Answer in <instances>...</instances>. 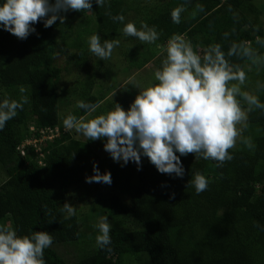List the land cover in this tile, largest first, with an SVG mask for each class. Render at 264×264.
<instances>
[{"label":"trees","instance_id":"16d2710c","mask_svg":"<svg viewBox=\"0 0 264 264\" xmlns=\"http://www.w3.org/2000/svg\"><path fill=\"white\" fill-rule=\"evenodd\" d=\"M92 5L91 10L61 13L66 16L64 24L59 20L48 28L43 21L34 24L36 31L23 40L0 25V90L28 98L0 130V167L8 177L0 184V224L11 225L20 236L48 232L53 243L44 250L45 264H123L126 254H146L151 264H264V110L260 109L248 113L247 124L256 131L251 148L230 149L233 158L221 166L214 160H196L194 154L181 156L183 178L161 174L148 158L142 160L140 170L131 162L122 166L123 162L101 159L100 172H110L112 177L111 185L102 183L108 195L97 190L79 199L90 195L109 219L132 217L140 227L112 230L110 251L97 246L95 252L73 262L57 250L80 239L81 220L66 218L62 209L69 203L71 187L80 186L85 172L93 171V165L89 168L93 150L90 142L65 133L60 106L66 96L59 88L63 69L55 59L65 53L69 66L84 71L92 54L88 35H99L102 44L117 40L122 22L113 17L122 15L125 20L129 11L124 0H105L103 7L92 0ZM162 6L147 17L146 24L156 29L159 38L150 45L148 56L141 53L143 63L161 52L158 47L166 49L174 34L186 35L196 52L221 45L226 59L241 68L252 62L228 57L232 43L247 42L255 54L264 56L263 11L254 0H165ZM177 7L184 9L178 24L171 17ZM56 31L64 49L57 48ZM131 65L135 67L133 59L130 69ZM72 70L67 67L66 72ZM85 74L74 93L78 101L100 106L104 99L94 94L97 75ZM256 96L264 103V87ZM131 103L125 98L122 107L127 110ZM112 107L108 102L106 110ZM70 114L78 119L91 115L78 107ZM42 131L59 135L43 140ZM31 139L42 141L38 145L45 153L43 165L35 147L21 149ZM194 172L208 180L200 194L187 187Z\"/></svg>","mask_w":264,"mask_h":264},{"label":"clouds","instance_id":"9594fccd","mask_svg":"<svg viewBox=\"0 0 264 264\" xmlns=\"http://www.w3.org/2000/svg\"><path fill=\"white\" fill-rule=\"evenodd\" d=\"M95 2L103 7L105 0ZM92 6V0H4L0 4V25L23 40L36 31L34 24L43 21L45 28L57 20L64 24L66 16L61 13L83 12L91 10ZM183 10L182 7L172 10L173 23H180ZM113 19L123 22L124 17L120 15ZM123 33L143 43H154L159 38L156 29L146 23L138 30L129 22ZM119 43V40H105L102 44L96 34L88 39L89 50L101 60L109 59ZM227 56L247 58L253 64L264 63V57L255 54L247 42L232 43ZM154 80L156 83L139 89L129 109L115 103L113 109L87 120L70 114L63 120L65 130H75L88 141L106 140L104 150L115 162L122 161V166L131 161L140 170L143 156L161 174L183 178L185 169L181 156L194 154L196 160H214L221 166L233 158L229 150L236 146L241 136L238 125L246 127L248 113L254 109L264 110V103L256 95L242 91L247 75L238 64L233 65L226 59L219 44L209 46L200 55L182 35H172L167 41L166 57L154 72ZM258 87L264 85L258 83ZM25 91L21 86L20 92ZM241 99L247 109L241 106ZM21 101L8 98L0 101V130L17 115V110L23 108L28 98L22 96ZM76 106L89 114L99 107L84 101H79ZM24 143L21 149L26 147H23ZM242 143L252 147L249 138L243 139ZM38 148L39 151L35 148L37 159L43 165L45 153L39 145ZM93 172L92 176L86 177L87 183L111 185L110 172L101 173L95 163ZM191 176L187 187H193L197 194L207 189L208 180L203 174L194 172ZM62 211L67 213L66 218L75 215L74 206L68 202L64 203ZM95 227L99 231L97 245L110 251L108 217H101ZM52 243L53 238L46 231L20 236L11 225L0 224V264H45L44 250Z\"/></svg>","mask_w":264,"mask_h":264},{"label":"rangeland","instance_id":"374dc122","mask_svg":"<svg viewBox=\"0 0 264 264\" xmlns=\"http://www.w3.org/2000/svg\"><path fill=\"white\" fill-rule=\"evenodd\" d=\"M124 1L129 6V11L125 20H123L121 24L120 33L117 37V40H119L120 42L119 46L113 49L112 55L109 59L101 60L100 58L91 54L88 66H86L83 71L74 69V65L72 67L69 66L70 63L68 61L69 58L67 54L60 53L56 56V66L63 69V75L59 83V88L60 91L64 92L66 96V99L60 106L61 121H63L64 118L70 115V113H72L77 108L76 105L79 102L78 95H76L74 92L76 91L75 88L77 86L78 80H80L79 82H81L86 78V71H89L90 74L97 75V84L94 88V94L102 97L104 101L97 108L96 112L91 113V115L85 117V120L94 118L95 114L100 115L106 113L103 110H106L108 102H111L113 104V107L111 109L114 108L115 103H119L122 106L123 100L125 98H127L128 100L131 99L133 102L136 95L139 93V89H143L151 83H156V81L154 80V72L161 67L162 61L166 57V49H163L162 46L158 47L161 52L157 54L151 61L143 63L141 53H144V56H148L150 54L149 50L152 43H143L136 37L126 36L123 33V28L127 23L132 22L139 30L141 28V24L147 22V17L154 14L153 9H155L156 7H161L163 9L162 5L165 0ZM254 4L256 7H259V9L263 11L262 20H264V0H254ZM94 34L95 33L88 35L87 39H89V37ZM182 36L187 42H190L186 35ZM56 37L58 45L57 48L64 49V42L61 41L60 33L57 31ZM197 53L200 55L204 54L203 50L201 49H198ZM261 57L264 56L262 55ZM131 59L134 60L135 67H132L131 65L132 68L130 69L129 65ZM67 67L68 69L73 68L71 74H68L66 72ZM242 69L247 75L245 84L241 86L242 91H248L251 94L256 95L258 89L260 88L258 87V83L260 85H264V63H251L246 65ZM12 93L13 92L2 89L0 90V97L3 99L8 98L10 100L21 101L22 95H18L17 97H15L12 95ZM238 99L240 98L238 97ZM241 106L247 109L245 107L246 104L242 99ZM111 109H108L106 111L108 112ZM238 127L241 128V136L237 139L236 146L234 147L235 149L247 147L244 143H242V140L245 138H249L251 140V135L256 132L253 127L247 124V121L246 127L239 125ZM65 133L71 135L74 139H77L79 141L91 143L93 155H91L89 168L94 165V163L98 165L101 159L109 158L110 161L113 160L110 154L104 150V144L106 143V140L101 139L96 141H88L82 134L77 133L75 130H65ZM145 159H147V157L142 156V160ZM131 163L137 165L134 162ZM93 174V171L85 172L86 177L92 176ZM86 177L84 178V182L81 183L80 186H72L68 195L69 203L72 204L75 208L74 216H77L81 220L80 239L77 242H72V244L57 247L59 253L68 262H73L90 252L96 251V247L98 246L96 237L99 234V231L95 226L97 225L101 217H107L105 214H103V209L97 204V202H95L91 198L92 196L86 195L84 200L79 199L82 195L94 193L97 190H100V192L102 191L104 194L107 193L108 195V187L104 186L102 183H87ZM7 178L8 177L5 169L0 167V184L5 182ZM108 222L111 226L110 232L114 229L124 230L140 227L136 224L132 217L117 219L108 218ZM122 260L123 264H151L146 254H126L123 256Z\"/></svg>","mask_w":264,"mask_h":264},{"label":"built area","instance_id":"2783aa9c","mask_svg":"<svg viewBox=\"0 0 264 264\" xmlns=\"http://www.w3.org/2000/svg\"><path fill=\"white\" fill-rule=\"evenodd\" d=\"M42 133L44 134L43 140L44 139H53L54 136H58L59 135L58 131H56V132L50 131V135H47L46 134L47 132H44V131H42ZM41 142L42 141L41 140H38V139L37 140H28L26 143H24L23 147L24 146H31V145H33L35 148H37V151H39L38 144H40Z\"/></svg>","mask_w":264,"mask_h":264}]
</instances>
